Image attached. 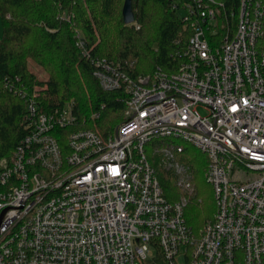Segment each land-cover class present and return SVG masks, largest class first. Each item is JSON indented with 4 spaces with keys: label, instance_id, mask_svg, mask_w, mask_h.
I'll return each instance as SVG.
<instances>
[{
    "label": "built area",
    "instance_id": "1",
    "mask_svg": "<svg viewBox=\"0 0 264 264\" xmlns=\"http://www.w3.org/2000/svg\"><path fill=\"white\" fill-rule=\"evenodd\" d=\"M237 2L229 13L224 0L186 2L192 33L176 71L95 70L126 92L109 136L78 126L71 102L46 110L39 87L18 88L25 135L0 156V264H148L158 251L167 264H264V0ZM186 144L206 154L216 204L198 230Z\"/></svg>",
    "mask_w": 264,
    "mask_h": 264
},
{
    "label": "trees",
    "instance_id": "2",
    "mask_svg": "<svg viewBox=\"0 0 264 264\" xmlns=\"http://www.w3.org/2000/svg\"><path fill=\"white\" fill-rule=\"evenodd\" d=\"M189 1L133 0L135 20L125 23V0H0V156L9 155L25 135L26 99L16 94L18 88L31 95L39 87V104L46 110L71 102L78 126L111 135L123 119L126 92L123 86L105 89L95 70L108 63L132 78L158 70L176 71L192 33L178 9ZM237 1L224 0L226 12L238 10ZM78 29L84 33L86 55L76 45ZM32 60L46 70L47 78L43 80L30 68ZM185 149L183 160L195 171L201 199L190 202L187 221L198 230L212 216L209 212L202 222L194 219L193 223L192 207L200 210L203 205L205 210L208 199L203 189L213 187L204 174L206 154L191 144ZM159 176L164 195L176 200L179 191L174 177L160 168ZM211 200L215 213V200ZM148 264L167 261L158 251Z\"/></svg>",
    "mask_w": 264,
    "mask_h": 264
},
{
    "label": "rangeland",
    "instance_id": "3",
    "mask_svg": "<svg viewBox=\"0 0 264 264\" xmlns=\"http://www.w3.org/2000/svg\"><path fill=\"white\" fill-rule=\"evenodd\" d=\"M178 13L183 15L185 13L184 7L178 9ZM77 31H80L81 34H82V37L84 38V33L80 29L76 30L75 36L77 34ZM2 33H3V24H2V16L0 15V39H1ZM30 64H31L30 68H32V70L38 75V77L43 78V80L48 77V73L46 72V70L44 68H42V67H39L33 60L30 62ZM209 189H207L206 187L203 189V191L205 192L204 193L205 194L204 197H206L208 200L210 198V201H212L211 199H214V192H213L212 188H209ZM212 196H213V198H212ZM208 200H207V204H206L207 206H206L205 210H203V205L201 206L200 210L198 208H196V207H192V209L194 210V213H195L194 216H193V219H192L193 223H194V219H196L197 222L198 221L202 222L203 221V217H206L209 214V212H210L209 215L213 217V215H214L213 211L214 210H213V208L211 209L210 206L215 207V205L211 204V202H208ZM190 213H191L190 209H187L186 217H188V219L191 216Z\"/></svg>",
    "mask_w": 264,
    "mask_h": 264
},
{
    "label": "water",
    "instance_id": "4",
    "mask_svg": "<svg viewBox=\"0 0 264 264\" xmlns=\"http://www.w3.org/2000/svg\"><path fill=\"white\" fill-rule=\"evenodd\" d=\"M123 18L125 23L134 22L135 14L133 12V0H125L123 6Z\"/></svg>",
    "mask_w": 264,
    "mask_h": 264
}]
</instances>
